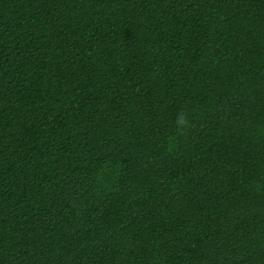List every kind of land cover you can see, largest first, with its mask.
<instances>
[{
    "label": "trees",
    "instance_id": "trees-1",
    "mask_svg": "<svg viewBox=\"0 0 264 264\" xmlns=\"http://www.w3.org/2000/svg\"><path fill=\"white\" fill-rule=\"evenodd\" d=\"M0 264H264V0H0Z\"/></svg>",
    "mask_w": 264,
    "mask_h": 264
},
{
    "label": "clouds",
    "instance_id": "clouds-1",
    "mask_svg": "<svg viewBox=\"0 0 264 264\" xmlns=\"http://www.w3.org/2000/svg\"><path fill=\"white\" fill-rule=\"evenodd\" d=\"M192 127L191 122L183 113H177L176 118V131L180 134H186L187 130H190Z\"/></svg>",
    "mask_w": 264,
    "mask_h": 264
}]
</instances>
